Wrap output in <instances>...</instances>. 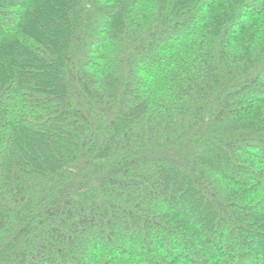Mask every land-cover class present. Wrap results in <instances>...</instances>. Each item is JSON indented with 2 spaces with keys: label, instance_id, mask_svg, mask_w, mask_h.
Masks as SVG:
<instances>
[{
  "label": "trees",
  "instance_id": "obj_1",
  "mask_svg": "<svg viewBox=\"0 0 264 264\" xmlns=\"http://www.w3.org/2000/svg\"><path fill=\"white\" fill-rule=\"evenodd\" d=\"M0 264H264V0H0Z\"/></svg>",
  "mask_w": 264,
  "mask_h": 264
},
{
  "label": "rangeland",
  "instance_id": "obj_2",
  "mask_svg": "<svg viewBox=\"0 0 264 264\" xmlns=\"http://www.w3.org/2000/svg\"><path fill=\"white\" fill-rule=\"evenodd\" d=\"M26 18H27V17H26ZM22 20L24 21V19H22ZM250 125L252 126V125H253V122H252L251 124H249V126H250ZM251 126H250V127H251ZM251 225H252V226H255L253 223H251ZM251 225L249 224V227H252Z\"/></svg>",
  "mask_w": 264,
  "mask_h": 264
}]
</instances>
